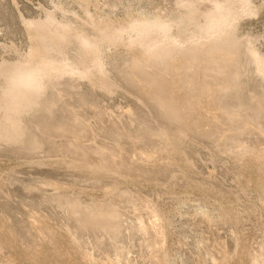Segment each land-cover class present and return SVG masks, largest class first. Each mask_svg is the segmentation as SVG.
Masks as SVG:
<instances>
[{"label":"rangeland","instance_id":"374dc122","mask_svg":"<svg viewBox=\"0 0 264 264\" xmlns=\"http://www.w3.org/2000/svg\"><path fill=\"white\" fill-rule=\"evenodd\" d=\"M0 264H264V0H0Z\"/></svg>","mask_w":264,"mask_h":264},{"label":"bare ground","instance_id":"6f19581e","mask_svg":"<svg viewBox=\"0 0 264 264\" xmlns=\"http://www.w3.org/2000/svg\"><path fill=\"white\" fill-rule=\"evenodd\" d=\"M204 217H206L205 213L202 214Z\"/></svg>","mask_w":264,"mask_h":264}]
</instances>
